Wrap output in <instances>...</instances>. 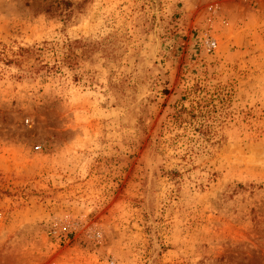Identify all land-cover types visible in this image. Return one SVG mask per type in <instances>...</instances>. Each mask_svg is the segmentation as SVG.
Segmentation results:
<instances>
[{"label":"rangeland","instance_id":"374dc122","mask_svg":"<svg viewBox=\"0 0 264 264\" xmlns=\"http://www.w3.org/2000/svg\"><path fill=\"white\" fill-rule=\"evenodd\" d=\"M0 264H264V0H0Z\"/></svg>","mask_w":264,"mask_h":264},{"label":"trees","instance_id":"16d2710c","mask_svg":"<svg viewBox=\"0 0 264 264\" xmlns=\"http://www.w3.org/2000/svg\"><path fill=\"white\" fill-rule=\"evenodd\" d=\"M78 43L79 42H73V43H71V44H66V45H64L63 47L66 49V52H64L63 53V55H64V57H63V59L61 60V62H59L58 63V65L56 66V67H52V68H49V66H46L45 68L46 69H49V72H50V70H53L55 73H59V72H61L62 71V68H63V66H64V61H70V58H71V56L72 55H75L74 54V48H76L77 47V45H78ZM48 44V43H47ZM46 45V44H45ZM43 48H45V47H43ZM40 50H43V49H40ZM34 52V50L33 49H21V53H20V55L21 56H23V57H25V55L26 54H32ZM65 54H67V58H66V55ZM181 111L180 110H178L177 111V113L175 114V115H177V119H179V120H181V121H183V116H181ZM180 117V118H179Z\"/></svg>","mask_w":264,"mask_h":264},{"label":"built area","instance_id":"2783aa9c","mask_svg":"<svg viewBox=\"0 0 264 264\" xmlns=\"http://www.w3.org/2000/svg\"><path fill=\"white\" fill-rule=\"evenodd\" d=\"M211 44H212V45H211L212 47H216L217 42L214 40Z\"/></svg>","mask_w":264,"mask_h":264}]
</instances>
